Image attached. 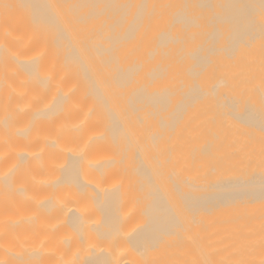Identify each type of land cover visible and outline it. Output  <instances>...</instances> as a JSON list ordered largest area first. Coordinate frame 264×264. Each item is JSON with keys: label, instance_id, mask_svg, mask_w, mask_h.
<instances>
[{"label": "bare ground", "instance_id": "6f19581e", "mask_svg": "<svg viewBox=\"0 0 264 264\" xmlns=\"http://www.w3.org/2000/svg\"><path fill=\"white\" fill-rule=\"evenodd\" d=\"M243 130L264 134V0H0V264H264Z\"/></svg>", "mask_w": 264, "mask_h": 264}, {"label": "rangeland", "instance_id": "374dc122", "mask_svg": "<svg viewBox=\"0 0 264 264\" xmlns=\"http://www.w3.org/2000/svg\"><path fill=\"white\" fill-rule=\"evenodd\" d=\"M239 125H240V124H239ZM256 130H257V129H255V131H256ZM240 131H241V130H240ZM243 131H244V130H243ZM251 131H253V132H252V134H253V133H254V130H251ZM257 131H258V130H257ZM257 131H256V132H257ZM260 131H261V130H260ZM212 132H213V131H212ZM212 132H209V134H211ZM232 132H233V131H231V133L229 132V135L232 134ZM235 132H236V133H240L238 130L235 131ZM244 132H245V134H246L247 136H249V134H250V130H249V131L247 130V131H244ZM244 132H242L243 135L241 134V135L243 136V140H244V138H246V137H245L246 135L244 134ZM247 132H248L249 134H247ZM256 132H255V134H253V136H254V135H257ZM258 132H259V131H258ZM261 132H262V131H261ZM261 132H260V134H262ZM224 133L228 134L227 132H224ZM263 133H264V131H263ZM209 134H207V135H209ZM212 134H213V133H212ZM214 134H216V133L214 132ZM214 134H213V135H214ZM233 134H234V132H233ZM252 134H250V136H251ZM260 134L258 133V135H260ZM223 135H224V134H223ZM244 135H245V136H244ZM258 135H257V136H258ZM210 136H211V135H210ZM215 136H216V135H215ZM221 136H222V134H221ZM234 136H235V137H233V135L228 136V138L231 137L230 140H229V142H231V143H230V144H231L230 146H233L232 144H233V142L235 141V140L233 141V138H236V135H234ZM253 136H251V137L253 138V140H251V139H252L251 137H250L251 139L248 137V138L251 140V143H252V144H261V145H264V138H263V137H264V134L261 135V136H263V137H258V138H256V139H258V141L260 140L261 143H259L258 141H257V143H256V142L253 143L252 141H254V140H255V137H256V136H255V137H253ZM207 137H209V136H207ZM219 137H220V135H219ZM219 137H218V138H219ZM232 137H233V138H232ZM239 137H240V134H239ZM212 138L215 140V137H212ZM218 138H216V141L218 140ZM222 138H223V137H222ZM224 138H225V137H224ZM228 138H226V140L224 139L225 141H224V140H222V141L226 142L227 145L229 146V144H228ZM219 139H220V140H218V141H221V138H219ZM237 139H238V141L241 142L242 137H240V140H239V138H238V136H237ZM262 139H263V140H262ZM210 140H212L211 137H210ZM214 140H212V141L214 142ZM231 140H232V141H231ZM246 140H248V139H246ZM250 140H248V141H250ZM216 141H215V143H216ZM255 141H256V140H255ZM240 142H239V143H240ZM246 142H247V141H246ZM218 143H219V142H218ZM220 143H221V142H220ZM222 143H223V142H222ZM222 143H221V144H222ZM239 143H238V144H239ZM244 143H245V141H243V144H244ZM247 143L249 144L250 142H247ZM251 143H250V144H251ZM262 143H263V144H262ZM238 144L236 143V145H238ZM243 144H240V145H243ZM222 145H224V144H222ZM234 145H235V144H234ZM246 145H247V144H246ZM224 146H225V145H224ZM263 147H264V146H263ZM263 154H264V152H263ZM263 154H262V155H263ZM212 155H213V154H212ZM212 155H211V156H212ZM214 155H215V154H214ZM219 156H221V155H219ZM263 156H264V155H263ZM212 157H213V156H212ZM215 158H216V157H215ZM210 159H211V157H210ZM219 159H221V158H219ZM219 159H217V161H219ZM260 160H262V159H260ZM263 160H264V157H263ZM212 161H213V160H212ZM212 161H211L210 165L213 164ZM220 161H221V160H220ZM222 161H224V160H222ZM225 161H226V160H225ZM260 162H261V161H259V163H260ZM215 163H216V162H215ZM220 163H221V162H220ZM262 163H263V162H262ZM262 163H260V164L262 165ZM260 164H259V165H260ZM256 165H257V164H256ZM259 165H257V166L259 167ZM261 165H260V168H262ZM263 165H264V164H263ZM263 165H262V166H263ZM213 166L215 167V165H213ZM216 166L218 167V166H220V164H218V165H216ZM257 166H255L256 169H257L258 171H260V172H258V173H259V174H262V173L264 172V170H263L264 168H262V171H263V172H262L261 169H259ZM209 167H210V166H209ZM210 168H213V167H210ZM254 169H255V168H254ZM256 169H255V171H256ZM210 171L213 173V172H215L216 170L214 169V170L212 171V169H210ZM261 172H262V173H261ZM255 173H257V171H256ZM258 173H257V174H258ZM209 174H211V173H209ZM215 174H217V172H216V173H213L214 176H215ZM213 175H212V178H211L210 181H209V185H210L211 183H214V182L216 181V179H214L215 181L212 180V179H213ZM217 175H220V174H217ZM263 175H264V174H263ZM209 176H210V175H209ZM260 176H261V175H260ZM219 177H220V176H219ZM219 177H218V178H219ZM215 178H217V177L215 176ZM220 179H222V178L220 177V178L218 179V182H219ZM211 180H212L213 182H212ZM212 185H213V184H212ZM257 187L259 188V186L252 187V188H254V190H256ZM262 187L264 188V186H262ZM262 187H261V188H262ZM252 188H251V191H252ZM258 188H257V189H258ZM263 188H262V189H263ZM212 189H213V188H212ZM210 190H211V188H210ZM210 190H208V191H210ZM254 190H253V191H254ZM213 191H214V189H213L211 192H213ZM256 191H258V190H256ZM262 191H263V190H262ZM263 192H264V191H263ZM250 193H252V192H248L247 194H246V192H245V193H242V194H239V195L242 196V195L244 194V196H245V194H246V195L249 194L250 197H251V194H250ZM262 194L264 195V193H262ZM262 194H260V196H261ZM249 195L246 196V197H244V196H242V197H244V199L247 200V198L249 197ZM258 195H259V194H258ZM253 196H256L257 199H258V198L260 199V200H259V199L257 200V199H255V197H254L253 199L251 198V199H252V202L255 204V205H253V206H255V207H256L258 204H260V203H258V201L260 202L261 200H264V196H263V197L261 196V198H260L259 196H257V194H255V195L252 194V197H253ZM237 197H238V196H237ZM242 197H239L240 199H238V198L235 197L236 200H235V198H234V199L229 200V201H230V202L232 201L233 203H236L235 201L238 200L239 202H241L242 200H244ZM241 198H242V200H241ZM251 199H249L250 201L247 200V201H249L248 204H250ZM246 200H244V201H246ZM253 200H256V201H253ZM242 202H243V201H242ZM242 202H241V204H242ZM252 202H251V204H250L249 207H253V206H251V205H252ZM256 202L258 203L257 205H256ZM217 203H219V202H217ZM236 204H239V203H236ZM248 204H245V202H243L244 207H245L246 205L248 206ZM261 204L264 205V202H261ZM263 205H262V207H263ZM211 206H212V205H211ZM213 206H215V205H213ZM213 206H212V208H213ZM217 206H218V207H217ZM217 206H215V207H216V208H215L216 211H214L212 214H214L215 212H218V211H219L218 209H220V207L223 206V205L218 204ZM219 206H220V207H219ZM247 206H246V209L248 208ZM258 206H259V205H258ZM209 207H210V206H209ZM241 207H242V206H241ZM255 207H254V209H255ZM210 208H211V207H210ZM217 208H218V209H217ZM239 209L242 210L243 207H242V208H239ZM239 209H238V210H239ZM258 209L260 210V206L257 208V210H258ZM212 210H214V208H213ZM238 210H237L236 212H234L235 215H236V213L238 212ZM257 210H256V211H257ZM259 210H258V211H259ZM261 210L263 211L264 209H261ZM244 211L246 212L247 210L244 209L243 212H244ZM256 211L254 210V212H256ZM258 211H257V214L261 212V211H260V212H258ZM211 212H212V211H211ZM243 212H241L240 214H242ZM247 212H248V211H247ZM247 212H246V214L249 213V212H248V213H247ZM261 213H262V212H261ZM261 213H260V215H261ZM237 214H238V213H237ZM243 214H244V215H243ZM243 214L241 215V217H239L240 215H239V216L237 215L238 218H239L240 220H241V218H243V217L246 215L245 213H243ZM253 214H254V213H252V215H253ZM255 214H256V213H255ZM260 215H257V218H259V217H263V216H264L263 213H262L261 216H260ZM213 216H214V215H211V218H212V219H213ZM232 216H233V218L236 217V216H234V214H232ZM232 216H229V217H232ZM246 216H247V215H246ZM246 216L244 217L245 219H246ZM255 216H256V215H255ZM250 217H251V214H250ZM253 217H254V216H253ZM233 218H231L230 221H235V219L233 220ZM238 218H237V220H238ZM244 218H243V219H244ZM251 218H252V217H251ZM254 219H255V217H254ZM260 219H261V218H260ZM260 219H259V220H260ZM263 219H264V217H263ZM237 220H236V221H237ZM248 220H250V221H248ZM210 221H212V220H210ZM261 221H262V219H261ZM261 221L259 222L258 219H257L256 221H252L251 219H248V217H247V220H245V222H246L247 225H248V226L246 225V227H247L248 230H249V231H247V232L249 233V232H251L252 230L255 231V230H254V228H256L255 225L258 224L257 227H258V226L260 227V231H259V232H261V234H262V233L264 232V230L261 231V227H262V225H260ZM263 221H264V220H263ZM256 222H258V223H256ZM210 223H211V224H210ZM210 223H209V224H210V229H212L211 225L214 227V225H213L214 223H213V222H210ZM232 223H233V222H232ZM235 223H236V222H234V225H235ZM240 223H241V221H240ZM240 223H239V224H240ZM242 223H243V220H242ZM255 223H256V224H255ZM263 223H264V222H263ZM263 223H261V224H263ZM236 224L238 225V223H236ZM253 224H255V225L253 226ZM237 225H236V227H238ZM240 225L243 226V224H240ZM240 225H239V226H240ZM244 225H245V223H244ZM249 225L253 228V229H251V231H250V229H249V228H250ZM263 226H264V225H263ZM259 227H258V228H259ZM241 228L244 230V227H241ZM241 228H240V229H241ZM258 228H257V229H258ZM262 228H263V227H262ZM245 229H246V228H245ZM213 230H214V228H213ZM236 230H237V229H234V231H236ZM238 231L240 232L239 227H238ZM241 231H242V230H241ZM257 231H258V230H256V232H257ZM245 232H246V230H245ZM245 232H243V235L240 236V238H241V237L243 238V236H244V237L246 236ZM256 232H255V234H254V236H256V237L250 235L252 241H253L254 238L256 239V238L260 237V236L256 235ZM252 233H254V232H252ZM212 234H213L212 236H214V233H212ZM234 234H235V232H234ZM240 234H241V232H240ZM240 234L238 233V235H240ZM244 234H245V235H244ZM250 234H251V233H250ZM257 234H260V233H257ZM261 234H260V235H261ZM236 235H237V231H236ZM236 235H234L233 237H235ZM238 235H237V236H238ZM237 236H236V238H237ZM263 236H264V234H263L261 237H263ZM203 237H204V236H203ZM238 237H239V236H238ZM201 238H202V237H201ZM204 238H205V237H204ZM252 238H253V239H252ZM207 239H209V238H207ZM207 239L205 238V241H204L203 238H202V241H203V242H201V244H203V243H204V244H208V242L206 243V240H207ZM212 239H214V237H213V238L210 237V239H209L208 241H209L210 244L212 243L211 245H213V247H214V240H212ZM238 239H239V238H238ZM238 239H237V240H238ZM243 239H244V238H243ZM246 239H247V238H246ZM260 239L263 240L264 238H263V239L260 238ZM211 240H212V241H211ZM235 240H236V239H235ZM241 240H242V239H241ZM247 240H250L249 237H248ZM251 240H250V241H251ZM257 240H259V238H258ZM257 240H256V241H257ZM244 241H245V239H244ZM256 241H253V242H256ZM259 241H260V240H259ZM247 242H248V241H247ZM251 243H252V242H251ZM257 243H258V242H257ZM259 244H260V243H259ZM256 245H257V244H256ZM202 246H203L202 249H203V248H206V247H204V246H206V245H202ZM257 246H260V245H257ZM209 247H210V245H209ZM211 248H212V247H211ZM211 250H212V249L209 248V251H210L209 253L212 252ZM213 250L215 251L214 254H215L216 256L218 255V257H217V261H216L215 259H213V260H215V261H212V262H214L215 264L221 263V260L223 259V257H222V259L219 261V259H220V258H219V255L221 254V252H219L217 249H216V250L213 249ZM203 251H204V250H202V252H203ZM205 251H206V253H208L207 249H205ZM205 251H204L203 253H204V255L206 256L207 254H205ZM216 251H217V252H216ZM243 251L248 252L247 250H243ZM250 251H251V250H250ZM257 251H258V250H257ZM257 251H256V253H257ZM218 252H219V254H218ZM223 252H224V253H222L221 255H223V254L226 253L225 251H223ZM252 252H253V254H254V251H252ZM258 252H259V251H258ZM209 253H208V254H209ZM212 253H213V252H212ZM248 253H249V252H248ZM240 254H242V257H243V253L240 252ZM250 254H252V253H250ZM253 254H252V255H253ZM204 255H203V258H204ZM210 255H211V254H210ZM215 255H214V256H215ZM226 255H227V257H229L228 254H226ZM244 255H245V253H244ZM246 255H247V254H246ZM246 255H245V256H246ZM248 255H249V254H248ZM252 255H251V256H252ZM255 255H256V254H255ZM255 255H253V256H255ZM224 256H225V255H224ZM253 256H252V257H253ZM211 257H212V256H211ZM211 257H210L209 259H212ZM220 257H221V256H220ZM227 257L225 256V258H227ZM257 257H258V256H257ZM199 258H201V255L199 256ZM206 258H208V257H206ZM213 258H215V257H213ZM218 258H219V259H218ZM229 258H231V256H230ZM229 258H228L227 260H229ZM204 259H205V258H204ZM209 259H208V261H209ZM201 260H202V259H201ZM223 260H224V259H223ZM223 260H222V263H223ZM227 260H226L224 263H226ZM251 260H252L253 262L255 261V260H253V259H251ZM251 260H250V261H251ZM257 260H258V259H257ZM257 260H256V261H257ZM218 261H219V262H218ZM231 261H233V260H231ZM231 261H229V262H231ZM256 261H255V262H256ZM217 262H218V263H217ZM236 262H239V261H236ZM243 262H244L245 264H246V263H249V261H246V262L243 261ZM253 262H252V263H253ZM255 262H254V264H255ZM257 262H258V261H257ZM204 263H206V262H204ZM208 263H209V262H208ZM224 263H223V264H224ZM232 263L234 264V263H235V260H234V262H231V264H232ZM240 263H242V262H240ZM209 264H210V263H209ZM229 264H230V263H229ZM235 264H239V263H235ZM256 264H257V263H256ZM259 264H260V262H259ZM262 264H263V263H262Z\"/></svg>", "mask_w": 264, "mask_h": 264}]
</instances>
